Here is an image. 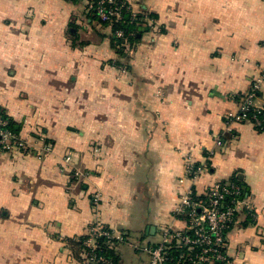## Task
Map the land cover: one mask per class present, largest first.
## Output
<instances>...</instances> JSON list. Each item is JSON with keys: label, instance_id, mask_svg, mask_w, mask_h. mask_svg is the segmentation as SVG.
Listing matches in <instances>:
<instances>
[{"label": "crops", "instance_id": "crops-1", "mask_svg": "<svg viewBox=\"0 0 264 264\" xmlns=\"http://www.w3.org/2000/svg\"><path fill=\"white\" fill-rule=\"evenodd\" d=\"M127 1L156 17L120 56L88 0H0V107L29 143L52 144L0 153V264H79L68 239L94 224L129 236L118 264H148L132 242L180 225L189 159L208 166L197 190L244 182L254 218L229 229L228 264H264V132L236 123L215 144L264 66V0ZM67 154L82 180L62 174Z\"/></svg>", "mask_w": 264, "mask_h": 264}, {"label": "built area", "instance_id": "built-area-1", "mask_svg": "<svg viewBox=\"0 0 264 264\" xmlns=\"http://www.w3.org/2000/svg\"><path fill=\"white\" fill-rule=\"evenodd\" d=\"M88 7L94 12L96 18L112 28L113 24L122 21L124 12L128 14V22L146 21L149 26L154 19L145 12L135 10L127 0H88ZM112 36L125 41V31L122 28L112 30ZM131 50L128 49V52ZM118 68L125 71L120 64ZM264 80V66L259 76L255 77L250 90L245 94L235 112L225 116L224 130L215 135V144L220 146L224 142V134L233 133V125L249 122L257 131L264 132V104L255 103V93ZM7 119L0 115V153H10L15 150L36 151L41 156L52 150V144L44 141L40 134L38 141L42 144L35 146L22 138L19 132L11 131L5 127ZM212 152H209L210 157ZM71 155L63 157L60 164L61 172L75 179H83L87 173L77 168H71ZM206 164H196L190 159L185 165V177L191 181L185 191L181 192L174 208L172 218L175 223L162 225L151 241L132 242L135 250L148 256V264H228L227 233L238 214L249 209L244 198V188L235 181H216L197 190L199 178L207 171ZM184 178H180L182 182ZM100 195L92 196L93 208L98 206ZM254 218V213L248 211ZM85 245L89 251L81 252L79 264H112V259L98 255L93 250L99 247L98 237L106 238L105 245L115 249L117 245L127 243L129 236L122 230H111L102 224L92 225L87 233Z\"/></svg>", "mask_w": 264, "mask_h": 264}, {"label": "trees", "instance_id": "trees-1", "mask_svg": "<svg viewBox=\"0 0 264 264\" xmlns=\"http://www.w3.org/2000/svg\"><path fill=\"white\" fill-rule=\"evenodd\" d=\"M138 11L139 12H145L149 17H152L153 19H155V17H156V14H154V13H148L145 10H141V9H138ZM93 14H94V12H93ZM123 15H124L123 20L119 21L116 24H113V26H112V30L122 28L125 31V41L115 39L112 36L113 37L112 38L113 45L116 47V50L120 56H122L123 54H126L128 52V49L132 48L133 44L138 41V39H139L138 33H140L138 30V27L144 26V25L149 26V24H147L146 21H140V22L137 21L134 23H130V22H128L129 21L128 20V14L126 12H124ZM95 17H96V15H95ZM119 63H120L119 59H117L116 61L114 60V62H113V64L115 66H119L120 65ZM0 115H3L8 121L7 124L5 125L6 128H8L11 131L19 132L20 124L15 122L14 120H12L6 114L5 110L2 107H0ZM226 181H235V182L239 183L243 188L245 186L244 182H242V180L240 179V177L237 174H233L228 179L223 180V182H226ZM86 239H87L86 234H84L83 236L78 237L76 239H72V240L68 239L69 243L71 245V250H72L74 256L76 257V259L78 261L82 259L81 258V252L82 251H86V250L89 251L90 250L85 245ZM105 241H106L105 237H102V236L98 237L97 242L99 244V247L97 249L93 250V252H96L98 255H103V256H106L108 258H111L112 264H118V257H117L115 249L108 248V246L105 245ZM138 241H141V240L138 239ZM142 242H143V240H142ZM98 264H101V263H98Z\"/></svg>", "mask_w": 264, "mask_h": 264}, {"label": "water", "instance_id": "water-1", "mask_svg": "<svg viewBox=\"0 0 264 264\" xmlns=\"http://www.w3.org/2000/svg\"><path fill=\"white\" fill-rule=\"evenodd\" d=\"M138 30H139V32H141V31H143V30H147V28H141V27H139ZM139 35H140V33H138V36H139ZM198 190H199V189H198ZM247 193H248V189L245 188L244 196H247ZM147 232H150L151 235L154 234V232H155V227H154V226H149V227L147 228Z\"/></svg>", "mask_w": 264, "mask_h": 264}, {"label": "rangeland", "instance_id": "rangeland-1", "mask_svg": "<svg viewBox=\"0 0 264 264\" xmlns=\"http://www.w3.org/2000/svg\"><path fill=\"white\" fill-rule=\"evenodd\" d=\"M62 174H66V173L62 171Z\"/></svg>", "mask_w": 264, "mask_h": 264}]
</instances>
